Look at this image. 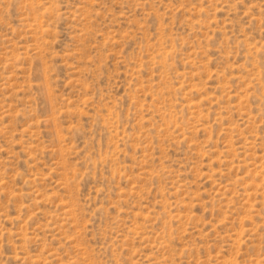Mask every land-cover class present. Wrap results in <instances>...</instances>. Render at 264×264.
Listing matches in <instances>:
<instances>
[{
    "label": "rangeland",
    "instance_id": "374dc122",
    "mask_svg": "<svg viewBox=\"0 0 264 264\" xmlns=\"http://www.w3.org/2000/svg\"><path fill=\"white\" fill-rule=\"evenodd\" d=\"M0 264H264V0H0Z\"/></svg>",
    "mask_w": 264,
    "mask_h": 264
}]
</instances>
